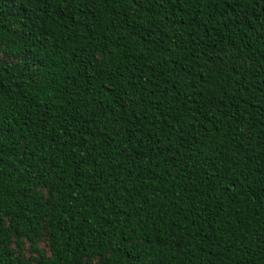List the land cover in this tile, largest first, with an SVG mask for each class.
Instances as JSON below:
<instances>
[{
  "label": "trees",
  "instance_id": "1",
  "mask_svg": "<svg viewBox=\"0 0 264 264\" xmlns=\"http://www.w3.org/2000/svg\"><path fill=\"white\" fill-rule=\"evenodd\" d=\"M0 264H264V0H0Z\"/></svg>",
  "mask_w": 264,
  "mask_h": 264
},
{
  "label": "snow or ice",
  "instance_id": "2",
  "mask_svg": "<svg viewBox=\"0 0 264 264\" xmlns=\"http://www.w3.org/2000/svg\"><path fill=\"white\" fill-rule=\"evenodd\" d=\"M0 59H2V57H0Z\"/></svg>",
  "mask_w": 264,
  "mask_h": 264
}]
</instances>
